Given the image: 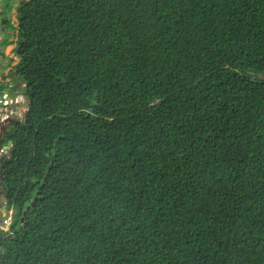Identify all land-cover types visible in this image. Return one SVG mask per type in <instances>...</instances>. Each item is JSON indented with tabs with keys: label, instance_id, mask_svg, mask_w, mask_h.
Segmentation results:
<instances>
[{
	"label": "trees",
	"instance_id": "1",
	"mask_svg": "<svg viewBox=\"0 0 264 264\" xmlns=\"http://www.w3.org/2000/svg\"><path fill=\"white\" fill-rule=\"evenodd\" d=\"M19 23L0 264H264V0H23Z\"/></svg>",
	"mask_w": 264,
	"mask_h": 264
},
{
	"label": "flooded vegetation",
	"instance_id": "2",
	"mask_svg": "<svg viewBox=\"0 0 264 264\" xmlns=\"http://www.w3.org/2000/svg\"><path fill=\"white\" fill-rule=\"evenodd\" d=\"M22 3L23 0H0V206H6L4 212L9 206L4 174L8 163L13 159L12 137L19 125L26 123L28 119L26 84L21 83L22 77L17 71L21 61L17 49L21 42L19 13ZM6 41L8 44L4 45ZM10 47L11 49L8 50ZM10 223L8 229L11 227ZM0 229L1 251L3 242L10 235L4 233L2 227Z\"/></svg>",
	"mask_w": 264,
	"mask_h": 264
},
{
	"label": "clouds",
	"instance_id": "3",
	"mask_svg": "<svg viewBox=\"0 0 264 264\" xmlns=\"http://www.w3.org/2000/svg\"><path fill=\"white\" fill-rule=\"evenodd\" d=\"M4 210H2V216H3V220L0 222L1 224L0 225H2V226H0V228L2 227V231L4 232V233H8L9 232V229L7 228V226L9 225V223L11 222V220H13V214H14V210L13 209H11V210H7V211H5L4 213ZM10 224H12V222L10 223ZM1 230V229H0ZM1 231V232H2ZM3 251V250H2ZM2 256H3V254H2ZM2 259V258H1Z\"/></svg>",
	"mask_w": 264,
	"mask_h": 264
},
{
	"label": "water",
	"instance_id": "4",
	"mask_svg": "<svg viewBox=\"0 0 264 264\" xmlns=\"http://www.w3.org/2000/svg\"><path fill=\"white\" fill-rule=\"evenodd\" d=\"M26 1H29V0H26ZM1 11H3V8L1 9ZM22 47H23V43L20 42L19 45H18V49H17V54L20 55L21 54V50H22ZM21 83H25L24 79L21 78ZM26 116L28 117V114H26ZM1 195V193H0ZM6 206L4 207H1L0 206V222L3 220V214H2V210L5 209ZM2 258V250L0 251V260Z\"/></svg>",
	"mask_w": 264,
	"mask_h": 264
},
{
	"label": "crops",
	"instance_id": "5",
	"mask_svg": "<svg viewBox=\"0 0 264 264\" xmlns=\"http://www.w3.org/2000/svg\"><path fill=\"white\" fill-rule=\"evenodd\" d=\"M8 44V42L6 41L4 45ZM9 50V49H8ZM9 53V51H7V54Z\"/></svg>",
	"mask_w": 264,
	"mask_h": 264
},
{
	"label": "rangeland",
	"instance_id": "6",
	"mask_svg": "<svg viewBox=\"0 0 264 264\" xmlns=\"http://www.w3.org/2000/svg\"><path fill=\"white\" fill-rule=\"evenodd\" d=\"M11 49V47L9 48V50ZM0 226H2V225H0Z\"/></svg>",
	"mask_w": 264,
	"mask_h": 264
}]
</instances>
